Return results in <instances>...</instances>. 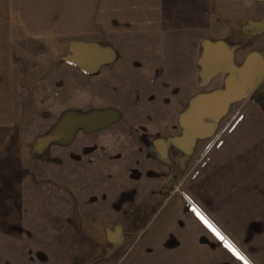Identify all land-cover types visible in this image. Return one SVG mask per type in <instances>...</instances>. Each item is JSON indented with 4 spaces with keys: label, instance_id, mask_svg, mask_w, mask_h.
I'll return each mask as SVG.
<instances>
[{
    "label": "rangeland",
    "instance_id": "374dc122",
    "mask_svg": "<svg viewBox=\"0 0 264 264\" xmlns=\"http://www.w3.org/2000/svg\"><path fill=\"white\" fill-rule=\"evenodd\" d=\"M237 1L209 15L228 70L203 76V41L194 76L164 79L119 61L138 56L135 40L120 56L116 36L78 28L90 15L0 0L18 121L0 143V264H264V14L252 13L264 0ZM251 56L253 88L240 75L254 74Z\"/></svg>",
    "mask_w": 264,
    "mask_h": 264
},
{
    "label": "crops",
    "instance_id": "0c3cea01",
    "mask_svg": "<svg viewBox=\"0 0 264 264\" xmlns=\"http://www.w3.org/2000/svg\"><path fill=\"white\" fill-rule=\"evenodd\" d=\"M229 3L227 0H57V12L75 16L90 15L88 20L86 16L82 18L78 28L96 32L104 30L106 38L116 36L117 39L112 45L119 55L124 53L121 39H126L125 43H131V39L135 40L140 46L137 50L138 56L120 55L119 61L136 60L142 63L143 67H148V78L157 77L158 72L164 79H172L176 71H179L182 72L180 75L183 78L188 79L195 75L193 72L201 52V43L224 37V29L211 26L209 15L224 12L223 9ZM240 4L241 1L238 0L233 6ZM178 13L187 15L186 25H179L177 20L168 19L171 18L169 15ZM195 13L207 14L208 17L202 21H193L194 17L191 15ZM252 13L258 16L264 14L263 5L254 7ZM74 23L78 22L75 20ZM148 40L151 42L146 43ZM1 74L0 143H12L16 141L18 121L13 114V97L8 76ZM146 74L144 69L138 70V73L131 70L130 74L123 75L136 77L140 83L141 78L146 79ZM146 82L152 85L151 89L155 92L156 87L151 80ZM168 85L172 86V81H169Z\"/></svg>",
    "mask_w": 264,
    "mask_h": 264
},
{
    "label": "trees",
    "instance_id": "16d2710c",
    "mask_svg": "<svg viewBox=\"0 0 264 264\" xmlns=\"http://www.w3.org/2000/svg\"><path fill=\"white\" fill-rule=\"evenodd\" d=\"M257 24V23H256ZM219 47H215L212 42L205 41L203 43V54H202V70L204 77H207L209 70L211 73L209 74H218L222 73L223 71H227L229 68L230 63L228 62V58L224 56H220V51L218 52ZM214 52L216 53V57L213 58ZM254 58V56H251L249 59ZM253 66L254 74L252 76L246 77L245 75H241L242 79L251 78V83L249 82V87L253 88L254 85L257 83L258 79H255V76L258 73V70H261L259 61H255V58L250 61ZM213 75V76H214Z\"/></svg>",
    "mask_w": 264,
    "mask_h": 264
},
{
    "label": "snow or ice",
    "instance_id": "6c2138e0",
    "mask_svg": "<svg viewBox=\"0 0 264 264\" xmlns=\"http://www.w3.org/2000/svg\"><path fill=\"white\" fill-rule=\"evenodd\" d=\"M194 212H196L198 218L205 224V226L207 228H209L222 242H224L225 247L229 249V251H231L233 253L234 256H236L238 259L243 260V257L240 256V254L236 251V249L229 244L223 236L220 235L219 232H217V230L212 226L211 223H209L196 209H193ZM245 264H247V262H245Z\"/></svg>",
    "mask_w": 264,
    "mask_h": 264
}]
</instances>
